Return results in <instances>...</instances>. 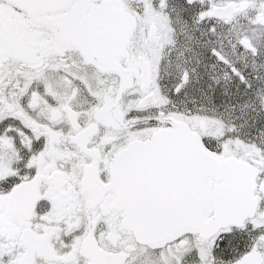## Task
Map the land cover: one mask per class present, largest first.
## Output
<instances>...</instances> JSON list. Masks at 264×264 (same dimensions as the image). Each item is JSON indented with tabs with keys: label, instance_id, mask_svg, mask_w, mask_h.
<instances>
[{
	"label": "snow or ice",
	"instance_id": "obj_1",
	"mask_svg": "<svg viewBox=\"0 0 264 264\" xmlns=\"http://www.w3.org/2000/svg\"><path fill=\"white\" fill-rule=\"evenodd\" d=\"M0 264H264V0H0Z\"/></svg>",
	"mask_w": 264,
	"mask_h": 264
}]
</instances>
